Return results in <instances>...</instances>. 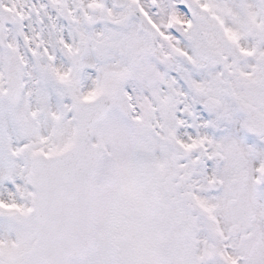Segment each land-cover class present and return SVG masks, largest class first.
Segmentation results:
<instances>
[{
	"label": "snow or ice",
	"instance_id": "6c2138e0",
	"mask_svg": "<svg viewBox=\"0 0 264 264\" xmlns=\"http://www.w3.org/2000/svg\"><path fill=\"white\" fill-rule=\"evenodd\" d=\"M0 264H264V0H0Z\"/></svg>",
	"mask_w": 264,
	"mask_h": 264
}]
</instances>
